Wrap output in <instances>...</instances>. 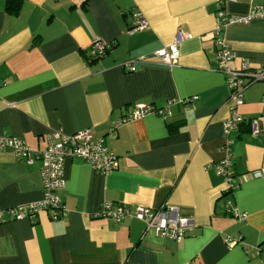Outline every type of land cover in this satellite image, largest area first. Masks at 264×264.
I'll use <instances>...</instances> for the list:
<instances>
[{
	"label": "crops",
	"instance_id": "0c3cea01",
	"mask_svg": "<svg viewBox=\"0 0 264 264\" xmlns=\"http://www.w3.org/2000/svg\"><path fill=\"white\" fill-rule=\"evenodd\" d=\"M6 1L0 131L38 154L47 135L88 131L117 166L100 174L66 158L60 209L0 223V264H264V180L251 176L264 168V80L235 106L214 44L221 24L228 68L264 70V0H25L16 14ZM255 7L262 15L248 23L224 24ZM140 18L144 28L131 32ZM179 32L176 63L152 62ZM94 40L113 48L89 61ZM136 105L150 110L111 127ZM234 114L256 131L239 126L227 141L223 125ZM224 158L226 176L215 170ZM41 166L0 152V212L43 200ZM106 203L129 215L100 217ZM143 207H176L192 227L180 241L163 238L134 217Z\"/></svg>",
	"mask_w": 264,
	"mask_h": 264
},
{
	"label": "built area",
	"instance_id": "2783aa9c",
	"mask_svg": "<svg viewBox=\"0 0 264 264\" xmlns=\"http://www.w3.org/2000/svg\"><path fill=\"white\" fill-rule=\"evenodd\" d=\"M221 3V2H220ZM262 15V9L255 7L251 15L248 16H228L224 24H244L248 23L253 17ZM217 16L225 18L221 9L218 10ZM145 22L140 18L136 25L130 30L139 31L143 29ZM222 25L215 26L214 29V44L216 47H222V50L217 49V59L219 68L224 71L227 77L228 87L231 91L229 100L235 105L239 106L243 103L242 96L244 89L256 80H264V70L246 73V65H242L241 71L230 70L227 66V61L231 57V52L226 49L224 40L219 36ZM183 39L181 33H177L174 42L167 48L159 49L153 52L152 62L173 65L176 63L179 56L178 44ZM91 49L92 55H98L104 48V43L100 40H94ZM133 70V68H131ZM243 77H247L244 79ZM189 99H186V101ZM150 110L149 106L136 105L127 117L120 121H112L111 127L125 124L132 120L138 119ZM248 125L253 133L256 131L255 122H247L239 115H232L223 125V132L227 141L228 136L237 127ZM232 130V131H231ZM47 147L43 153L38 154L32 151L25 143L15 137L7 136L0 131V152L11 150L18 157L23 158L27 164H31L33 160L40 159L41 174L44 185V198L42 201L27 206H17L8 209L5 212H0V223L3 224L8 221L20 220L28 215L33 216L45 210H59L62 201L59 192L65 188V170L63 167L66 158L78 159L82 162L88 163L96 173H105L114 170L117 166V156L109 151L105 145L104 140L92 139L91 133L88 131L78 132L72 135L61 134L54 132L47 135ZM231 165L228 158L222 159L215 165V170L218 175L226 176V169ZM253 178L264 180V168L258 169L251 173ZM4 213L7 214L4 217ZM129 211L123 204L120 203H106L103 204L99 210V216L103 218L120 221ZM134 217L142 220L146 224L148 230H153L155 233L163 238H168L175 241H180L185 236L186 231L192 227V220L182 217L176 207H167L164 209L151 210L149 208H137ZM260 248L254 250L259 255Z\"/></svg>",
	"mask_w": 264,
	"mask_h": 264
},
{
	"label": "trees",
	"instance_id": "16d2710c",
	"mask_svg": "<svg viewBox=\"0 0 264 264\" xmlns=\"http://www.w3.org/2000/svg\"><path fill=\"white\" fill-rule=\"evenodd\" d=\"M24 1L25 0H7L6 5H5L6 11L12 14H16ZM112 46L113 45H109V44L104 45V48L100 51V53L96 56L94 55L93 57H91L89 61H93L94 59L99 58V57L101 58L109 51L108 49L111 48ZM243 127H246V128H245V131H242V132L247 133L248 126H243Z\"/></svg>",
	"mask_w": 264,
	"mask_h": 264
},
{
	"label": "bare ground",
	"instance_id": "6f19581e",
	"mask_svg": "<svg viewBox=\"0 0 264 264\" xmlns=\"http://www.w3.org/2000/svg\"><path fill=\"white\" fill-rule=\"evenodd\" d=\"M232 131V130H231Z\"/></svg>",
	"mask_w": 264,
	"mask_h": 264
}]
</instances>
